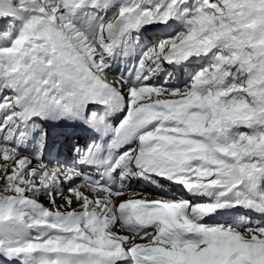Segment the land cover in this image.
<instances>
[{
  "label": "snow or ice",
  "instance_id": "1",
  "mask_svg": "<svg viewBox=\"0 0 264 264\" xmlns=\"http://www.w3.org/2000/svg\"><path fill=\"white\" fill-rule=\"evenodd\" d=\"M0 264H264V0H0Z\"/></svg>",
  "mask_w": 264,
  "mask_h": 264
}]
</instances>
